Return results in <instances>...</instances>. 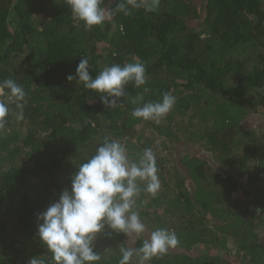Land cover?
Returning <instances> with one entry per match:
<instances>
[{
	"label": "trees",
	"instance_id": "16d2710c",
	"mask_svg": "<svg viewBox=\"0 0 264 264\" xmlns=\"http://www.w3.org/2000/svg\"><path fill=\"white\" fill-rule=\"evenodd\" d=\"M121 2L104 0L115 14L88 29L67 0H0V81L27 93L24 120L12 105L0 130V264L41 255L54 264L37 215L70 191L79 164L106 137L134 160L152 148L161 188L137 197L141 236L107 226L97 234L98 264H118L121 247H140L157 228L180 243L145 264H264V0H160L155 11L129 16L115 11ZM83 57L93 77L139 58L147 83L127 85L109 109L77 80ZM144 87L145 102L177 98L159 124L131 116ZM158 147L194 151L166 166Z\"/></svg>",
	"mask_w": 264,
	"mask_h": 264
},
{
	"label": "clouds",
	"instance_id": "9594fccd",
	"mask_svg": "<svg viewBox=\"0 0 264 264\" xmlns=\"http://www.w3.org/2000/svg\"><path fill=\"white\" fill-rule=\"evenodd\" d=\"M67 3L74 19L82 21L88 29L111 21L115 14L102 6L104 0H67ZM159 3L160 0H124L115 11L129 16L143 7L152 12ZM89 67V58L83 57L76 67V78L84 88L100 93L101 102L109 109L117 107L120 98L126 95L127 85L140 88L147 83L145 64L136 57L130 63L105 66L95 77L89 74ZM66 79L72 81L74 77L70 74ZM149 91L144 87L143 93L132 99L133 104L140 106L132 110L131 116L159 124L173 110L177 98L165 92L161 100L145 102L144 93ZM26 96L15 80L0 81V130L6 127L12 105L16 120H24ZM160 188L157 157L152 148H145L134 160L124 144L106 137L94 154L79 164L71 177L70 191H62L57 201L37 215L42 220L37 229L39 239L51 253L54 264H98L101 255L94 250L97 234L107 226L129 238L141 236L146 225L137 210V197L145 192L154 198ZM179 243L175 231L157 228L143 239L140 247H121L118 264H131L133 257L137 264H145L166 255ZM28 264H49V261L41 255L30 258Z\"/></svg>",
	"mask_w": 264,
	"mask_h": 264
},
{
	"label": "rangeland",
	"instance_id": "374dc122",
	"mask_svg": "<svg viewBox=\"0 0 264 264\" xmlns=\"http://www.w3.org/2000/svg\"><path fill=\"white\" fill-rule=\"evenodd\" d=\"M98 46H101V47H104V43H98ZM159 142V140H157ZM160 148L158 147V152H160V154H169V160H168V163H166V166H170V165H177V164H180V161L178 160L180 157H182L183 155L184 156H187V158H191L192 156V151L194 150H190L185 148L184 150H182V152H178L177 153H174L176 155L173 154V150L170 148V149H167V150H159ZM181 149V148H180ZM207 154V153H206Z\"/></svg>",
	"mask_w": 264,
	"mask_h": 264
}]
</instances>
